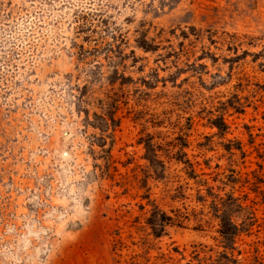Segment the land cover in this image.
Wrapping results in <instances>:
<instances>
[{
	"label": "rangeland",
	"instance_id": "1",
	"mask_svg": "<svg viewBox=\"0 0 264 264\" xmlns=\"http://www.w3.org/2000/svg\"><path fill=\"white\" fill-rule=\"evenodd\" d=\"M0 264H264V0H0Z\"/></svg>",
	"mask_w": 264,
	"mask_h": 264
},
{
	"label": "trees",
	"instance_id": "2",
	"mask_svg": "<svg viewBox=\"0 0 264 264\" xmlns=\"http://www.w3.org/2000/svg\"><path fill=\"white\" fill-rule=\"evenodd\" d=\"M212 125L215 126V127H217L220 131H225L226 128H227L226 123L222 119H219V121L218 120L217 121H214L212 123ZM189 166H190V163H189ZM165 220H168V219H166V217H162L161 221H162L163 224L166 222ZM151 224H152V226H154L153 223H151ZM221 234L224 237L228 236V233L225 230L221 231Z\"/></svg>",
	"mask_w": 264,
	"mask_h": 264
}]
</instances>
